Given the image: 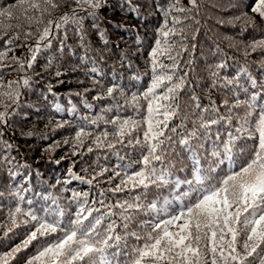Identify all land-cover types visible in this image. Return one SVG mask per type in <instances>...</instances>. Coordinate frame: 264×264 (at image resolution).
Returning <instances> with one entry per match:
<instances>
[{
	"label": "trees",
	"instance_id": "1",
	"mask_svg": "<svg viewBox=\"0 0 264 264\" xmlns=\"http://www.w3.org/2000/svg\"><path fill=\"white\" fill-rule=\"evenodd\" d=\"M31 2L0 0V10L12 13L11 19L0 16V52H7L0 57V111L6 112L5 122L0 123V257L22 246L42 222L24 213L31 209L43 217V207H56L51 199H43L49 195L64 210L63 224L75 218L81 205L94 210L93 216L110 210L113 215L105 223L115 221L121 235L124 230L119 205L134 203L140 197L145 208L132 213L129 230L138 232L142 239L130 238L128 244L143 245L150 225L167 219V213L175 214L182 203L177 197L189 190L187 184L177 188L175 180L191 179V160L178 142L161 145L157 154L162 160H151L149 165L168 168L172 183L144 189L133 187L128 179L145 168L143 158L149 155L153 142H145L148 99L144 93L154 75L174 74L175 80L187 74L185 87L174 102L178 115L168 121V127L183 123L191 129L197 118L193 113L199 112L193 96L203 107H211L213 101L221 114L227 115L224 100L231 105L236 96L243 101L264 88V46H259L264 44V17L252 11L257 0H196L195 5L190 0H99L96 8L84 0H53L56 7L35 0L47 11L41 14L29 9L25 13ZM178 8L185 11H176ZM65 14L75 18L65 24L61 19ZM174 19L181 23L174 25ZM46 28L50 35L40 40ZM163 32L169 35L165 37ZM157 40L160 51L154 72L151 53ZM220 63L226 67L217 69ZM241 68L246 72L240 73ZM249 76L256 81L257 89L251 87ZM236 77V83L224 87L225 79ZM110 87L114 91L108 95ZM9 93L13 94L11 98ZM163 93V88L156 89L157 95ZM250 110L246 105L233 109L231 128L227 130L234 132L240 127ZM162 119V115L153 116V122ZM123 121L130 123L125 126L121 143L118 129ZM226 127L220 131L223 133ZM165 135L176 141L175 134L165 130ZM221 139L226 140V134ZM257 146L258 137L249 138L245 132L235 145V151L243 152L240 162L249 160ZM206 147L210 152L211 146ZM232 170L238 169H229L225 162L217 169L216 179L225 178ZM118 185L122 190L116 191ZM17 191L19 195L14 194ZM73 192L80 197L73 199ZM151 202L164 211L158 215L148 210ZM17 207L20 213L15 212ZM13 213L16 227L12 225ZM25 220L28 223H23ZM170 230H175L174 226ZM62 237L59 229L48 235L38 233L8 264H27ZM246 239L242 230L236 243L241 256L246 254ZM205 243L201 242L202 251ZM259 255L264 256V251ZM207 259L210 264V255ZM252 259L248 258L249 264ZM34 264L50 261L42 257Z\"/></svg>",
	"mask_w": 264,
	"mask_h": 264
},
{
	"label": "snow or ice",
	"instance_id": "2",
	"mask_svg": "<svg viewBox=\"0 0 264 264\" xmlns=\"http://www.w3.org/2000/svg\"><path fill=\"white\" fill-rule=\"evenodd\" d=\"M79 3L80 0H77ZM96 8L100 6L99 0H84ZM195 5L196 0H190ZM23 4L24 0H18ZM45 3L52 7L57 5L53 0H45ZM29 9L43 11L40 4L32 0ZM176 11L183 12L184 8H178ZM264 17V0H257L252 9ZM169 13L165 11V16ZM7 15L12 17L11 11L0 10V16ZM65 14L61 19L65 24L70 19ZM51 24L52 22L49 21ZM178 19L173 20V24H179ZM167 20L165 21V25ZM60 27V24L56 25ZM50 35L46 28L40 36V40L46 39ZM167 37L169 32H163ZM6 36V33H5ZM19 39V37H16ZM157 47L152 50L153 70H156V56L160 51V41H156ZM259 46H264L261 44ZM255 45L253 50H255ZM7 52H0V57L6 56ZM170 59H175L169 56ZM34 59V57H33ZM31 64L29 63V67ZM23 67V65H21ZM163 69V65L160 66ZM177 67V65H173ZM226 65L220 63L217 69L224 68ZM95 71V69H93ZM246 69L241 68L240 73H245ZM216 75V73H213ZM185 77H178L174 80V74L154 75L153 81L147 92L144 93L145 99H148V130L144 133L145 142L153 141L149 146V155L144 156L143 163L145 168L135 172L128 179L133 181L132 186H142L148 189L150 185L157 188L167 186L172 183V175L168 168L157 169L149 166L151 160L161 161L162 156L157 154V149L169 143L173 146L178 142L182 150L188 154L191 160V179L175 180V186L187 184L189 190L183 192L177 197L182 203L179 210L175 213H167V219H159L156 223L150 225L151 232L147 233L143 245L129 247L128 240L135 238L140 241L142 237L138 232L130 231L129 225L134 219L132 213L144 211L145 206L140 202V197L136 202L119 205L122 209L123 234L117 233L115 221L105 223L106 219L113 215L109 210L105 214L93 216L92 209H85L80 206L76 212L75 218L68 224L62 223L64 210L56 203V199L50 195L43 197L44 200L51 199L55 208L50 206L43 207L41 211L45 216L38 217L31 209L27 213L33 221H42L36 231H33L23 245H18L11 252L5 253L0 257V264H8L9 259L14 258L15 253L21 251V247H27L32 240L37 238V234L48 235L58 231L63 232V237L56 243L45 247L39 254L32 257L27 264H34V261L47 257L50 264H76V262H86V264H209L207 257L210 255V264H249V257H252L251 264H264V256L259 255L264 251V102L261 97L264 96V88L259 91H253L246 100H240L236 96L235 102L229 105L227 100L223 101V106L227 108V115L220 112V108L210 101L211 107H203L199 103V98L193 96L195 107L199 110L197 118L192 121L193 127L188 129L183 123L177 127L169 128L168 121L178 115V106H174L177 93L185 87ZM238 77L231 80L225 79L224 87L236 83ZM251 87L257 89L258 85L254 79L249 76ZM27 84V80L24 81ZM163 88V95H157L156 89ZM114 91L113 87L108 88V95ZM247 94V89H243ZM11 98L12 93L8 94ZM18 98V94H16ZM135 100V97H134ZM246 105L250 111L241 126L233 131H228L232 124L233 109ZM154 115H162V120L153 122ZM6 112L0 111V123L5 122ZM116 123V121H113ZM129 121H123L118 129V134L122 137L126 132V125ZM227 126L222 133L220 128ZM215 127V130H214ZM165 130L176 135V141H172L171 136L165 135ZM83 132H77L80 137ZM249 138L258 137V146L253 150L252 157L240 162L242 151H235L236 141L245 133ZM235 133V134H234ZM227 139L222 140V135ZM107 136V134H104ZM99 140V137L97 138ZM131 143V141H129ZM206 146H211L208 152ZM108 147H114L109 144ZM91 151V149H89ZM207 153V154H205ZM227 162L229 169L232 170L225 178L217 180V169ZM102 174V173H101ZM80 179V177H76ZM92 183L91 180L87 181ZM122 183H125L122 181ZM122 190L117 186L116 191ZM25 191H27L25 189ZM19 195V191L14 193ZM80 193L73 192V199H78ZM87 197V193L83 194ZM23 200L24 197L20 196ZM187 200V202H183ZM29 204L32 201H28ZM165 205L168 201L165 200ZM147 209L157 212L159 215L164 208H157L156 202L147 205ZM99 212V209L95 210ZM16 213L21 212V208L15 209ZM87 212V215H85ZM12 216L13 227L17 226L15 214ZM23 223H28L27 220ZM175 230H170L171 228ZM244 231L247 239L243 245L246 254L241 256L236 250V243L241 231ZM11 231V229H9ZM205 241L204 250H201V242Z\"/></svg>",
	"mask_w": 264,
	"mask_h": 264
}]
</instances>
